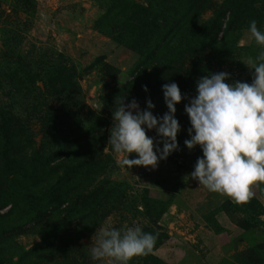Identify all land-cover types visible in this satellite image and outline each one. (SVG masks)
I'll list each match as a JSON object with an SVG mask.
<instances>
[{"label":"rangeland","instance_id":"1","mask_svg":"<svg viewBox=\"0 0 264 264\" xmlns=\"http://www.w3.org/2000/svg\"><path fill=\"white\" fill-rule=\"evenodd\" d=\"M252 20L264 31V0H0V214L20 231L0 230V264H109L90 258L92 238L125 224L157 234L131 264H264V183L243 204L210 192L190 177L200 147L184 144L199 78L226 72V83H251L242 61L260 51L247 34ZM60 55L75 67L71 81L59 74ZM171 82L186 97L176 105L178 150L155 169L120 167L124 156L107 146L115 107L135 98L144 110L150 99L163 116ZM147 135L163 148L154 129ZM94 145L105 161L96 180L111 191L53 210L35 187ZM31 147L47 164L34 179L24 163Z\"/></svg>","mask_w":264,"mask_h":264},{"label":"clouds","instance_id":"2","mask_svg":"<svg viewBox=\"0 0 264 264\" xmlns=\"http://www.w3.org/2000/svg\"><path fill=\"white\" fill-rule=\"evenodd\" d=\"M247 34L260 46L255 58L242 61L254 70L251 83H226L228 73H209L196 81V95L185 104L191 126L184 144L189 150L199 146L202 151L191 179L237 204L247 203L255 195L253 185L264 183V31L252 20ZM144 91H148L147 85ZM162 91L168 109L163 116L153 114L155 105L150 99L144 110L135 98L127 104L124 98L115 107L107 146L117 156H124L117 160L120 167L155 169L160 160L178 150L181 125L176 105L186 97L175 82L165 83ZM153 129L162 138V149L147 135ZM132 153L137 155L130 159ZM93 239L89 248L93 261L107 258L109 264H131L134 257L152 252L157 234L125 224L120 228L102 226Z\"/></svg>","mask_w":264,"mask_h":264},{"label":"trees","instance_id":"3","mask_svg":"<svg viewBox=\"0 0 264 264\" xmlns=\"http://www.w3.org/2000/svg\"><path fill=\"white\" fill-rule=\"evenodd\" d=\"M170 33L171 31L169 30L167 35ZM58 61L60 67L59 74L71 81L75 77L74 65L62 55L59 56ZM47 87L49 86L47 85ZM102 150L98 145L87 148L84 151L82 160L70 163L62 169L61 174L57 173L56 168V174L52 173L50 177L44 180V183L40 187H35L34 190L40 192L41 197L47 200L50 208L53 210H58L64 201H68L69 208L72 206L74 208L78 204L86 207L90 204L93 194L102 195L104 193L108 194L111 191L112 183L110 180H96V173L102 170L105 163L104 158H102L104 154ZM45 160V153L39 150V148L33 147L28 157L26 156L24 163H29V166L32 168V179L37 178L36 171L41 173L42 169L40 171L39 167L43 166L44 168L47 165ZM82 171H85V173H82ZM30 186L31 188L34 187L32 184ZM10 217V214H0V230H4L8 234V237H13L18 235L20 231L19 229L17 230L19 226L17 220ZM3 225L4 229H2Z\"/></svg>","mask_w":264,"mask_h":264}]
</instances>
